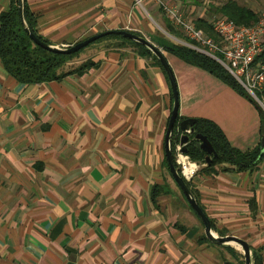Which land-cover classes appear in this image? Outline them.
Returning a JSON list of instances; mask_svg holds the SVG:
<instances>
[{
  "label": "crops",
  "instance_id": "crops-1",
  "mask_svg": "<svg viewBox=\"0 0 264 264\" xmlns=\"http://www.w3.org/2000/svg\"><path fill=\"white\" fill-rule=\"evenodd\" d=\"M8 2L0 0V10ZM24 4L36 31L56 45L109 28L156 44V30L164 29L154 0ZM161 52L174 75L177 116L212 121L239 151L257 145L260 111L253 101ZM83 57L93 64L82 72L29 83L0 63V264L231 261L227 249L201 238L168 172L163 135L172 96L165 72L132 46L94 45ZM202 166L188 187L211 230L253 240L248 244L264 264V155L251 170L222 171L218 164L209 174Z\"/></svg>",
  "mask_w": 264,
  "mask_h": 264
},
{
  "label": "trees",
  "instance_id": "trees-1",
  "mask_svg": "<svg viewBox=\"0 0 264 264\" xmlns=\"http://www.w3.org/2000/svg\"><path fill=\"white\" fill-rule=\"evenodd\" d=\"M216 10L220 13V15H225L227 18L231 19L234 23L248 24L255 21L257 18L256 11L252 10L248 6L238 3L236 0H224L219 5L216 6ZM24 14L26 21L30 29L33 31V33L38 38L46 42H49L46 38L41 36L36 31L34 27L35 20L29 13L25 4H24ZM192 22L194 23L195 26L201 27L202 29L205 30L207 34L217 39L216 34L213 32L211 28V22L206 17L196 16L195 18L192 19ZM163 27L164 30L169 34L175 35L177 37H180L182 35L181 32L178 29H176L166 18L163 20ZM133 32L140 34L136 31ZM156 33L159 34V35L158 34L155 35L156 44L157 46H160L161 49L175 54L176 56H178L179 58H181L182 60L188 63L197 65L207 70L208 72L212 73L213 75L223 80L230 86L243 92L244 95H246L251 101H253L247 95V93L236 83V81L232 78V76L215 60L206 56L203 53H200L192 49L191 47H188L182 43H179L169 38L165 33H162L160 31ZM109 37L115 38L118 42L131 43L137 48V50L140 53L150 55L155 61V63L159 65L160 68L164 71L159 60L147 48H145L142 44L134 40H131L125 36H122L120 34L108 33L92 40L91 42ZM89 43H87L86 45H88ZM118 44L119 43H115L111 45V47L121 46ZM84 46L80 47L79 49L71 53L55 52L42 48L41 46L35 44L28 37L26 32L23 30L18 17L15 0H9L7 7L0 10V63L3 66V68L7 71V73H9L11 76H13L14 78H16L21 82H25V83L40 82L49 79L60 78L67 73H71V72L78 73L84 71L88 66L93 64V61L90 58L82 59L78 62V64L74 66H69L67 68L64 66V64L67 63L73 56H75L76 53ZM256 59L264 61V41L262 42L261 52L257 55ZM259 93H262V95L264 96V88L260 92H258V95ZM253 103L255 102L253 101ZM258 109L260 111L259 135L260 137L261 136L264 137V112L259 107ZM182 119H184V117H179L176 115L173 124L171 141H170L172 156H173L174 144L178 142V137H179L177 122ZM192 127L194 133L205 137V139L208 141V143L211 145L212 149L216 153V156L213 157L209 163H205V161L203 160L205 153L199 149L197 142L195 140H190L185 144V148H186L185 153L190 157V159L194 160L197 163H204V165L201 168L202 169L201 171H203L204 173H209V174L216 173L217 169L215 168V166L218 164L222 165L221 167L222 171H241L245 169L251 170L256 166L257 163H259V161L262 159L264 155V143L262 144V146H260L258 142L257 145H255L254 147L244 151H239L237 149L232 148L228 144L227 139L220 131V129L212 121L208 119L196 118L194 120ZM185 183L188 186V181H185ZM188 208L192 211V209L189 206ZM192 213L195 215L193 211ZM195 217L197 218L196 215ZM197 220L199 221L198 218ZM208 220L210 223V227L212 229L213 226L212 221L210 219ZM219 235H223V234L219 233ZM201 238L206 240L205 236H202ZM223 248L227 249L231 253L234 260V261L225 260L223 264H243V260L241 262V260L238 259L239 253L237 252L236 249L232 248L231 246H226ZM251 248L253 250L252 264H263L262 256L260 255L259 250L253 247Z\"/></svg>",
  "mask_w": 264,
  "mask_h": 264
},
{
  "label": "built area",
  "instance_id": "built-area-1",
  "mask_svg": "<svg viewBox=\"0 0 264 264\" xmlns=\"http://www.w3.org/2000/svg\"><path fill=\"white\" fill-rule=\"evenodd\" d=\"M170 23L179 29L184 39L165 32L173 40L205 54L219 63L264 112V61L256 59L264 41V10L251 23H234L225 15L210 20L217 39L187 19L173 0H154ZM178 142L173 147V161L180 176L189 181L204 163H197L180 151Z\"/></svg>",
  "mask_w": 264,
  "mask_h": 264
},
{
  "label": "water",
  "instance_id": "water-1",
  "mask_svg": "<svg viewBox=\"0 0 264 264\" xmlns=\"http://www.w3.org/2000/svg\"><path fill=\"white\" fill-rule=\"evenodd\" d=\"M15 1H16L18 17H19L23 30L26 32L28 37L35 44L41 46L42 48L55 51V52L71 53L102 35H105L108 33H114V34H120L122 36H125L131 40H134L142 44L159 60L167 76L170 90H171V96H172L171 107H170L168 119H167L165 129H164V135H163V152H164V158L166 161V165H167V169L170 174V177L175 183V185L178 187V189L180 190L188 206L192 209V211L195 213V215L199 219L202 225L203 234L205 238L211 243L218 245L220 247L237 246L240 249L243 264H252V251L253 250L251 246L244 239L237 237L235 235H220L219 236V235H216L211 230L208 217L202 211L195 197L193 196L188 186L186 185L185 181L183 180V178L180 176V174L178 173L176 169V166L173 161V156L171 154L170 141H171V133H172L173 124H174V121L177 115V90H176V84H175V79H174L172 69L169 66L165 56L161 52V49L156 44H154L151 40L146 38L144 35L137 34L126 28H109V29L100 30V31L91 33L87 36H84L81 39H78L75 42L71 44H67V45L52 44L50 42H46L38 38L33 33V31L30 29L26 21L25 14H24V0H15ZM194 120H195L194 118H184L177 122V129L179 130L178 143L181 146L180 151L185 153L186 152L185 144L190 140H195L197 142L199 149L205 153L203 160L205 161V163H209L211 159L216 156V153L214 152L211 145L208 143V141L205 139L204 136L194 133V130L192 127ZM263 143H264V137L261 136L259 139V145L262 146Z\"/></svg>",
  "mask_w": 264,
  "mask_h": 264
},
{
  "label": "rangeland",
  "instance_id": "rangeland-1",
  "mask_svg": "<svg viewBox=\"0 0 264 264\" xmlns=\"http://www.w3.org/2000/svg\"><path fill=\"white\" fill-rule=\"evenodd\" d=\"M175 3L176 1L179 2V5L176 3V5L180 8L182 14L187 18L192 20L193 18H195L196 16H203L206 17L208 20L213 19L215 16L220 15V13L216 10V6L219 5L221 2H223L224 0H174ZM238 3L243 4L245 6H253V10H255L257 12V15L259 14V12L261 10H264V0H236ZM158 6V5H157ZM257 6V7H256ZM159 8V7H158ZM160 12L162 13L161 9L159 8ZM163 14V13H162ZM163 19L161 21V23L163 24V20L166 18L164 16V14L162 15ZM167 19V18H166ZM168 20V19H167ZM127 29V28H126ZM177 29V28H176ZM129 30V29H128ZM158 30L162 33H165L166 31L162 28V27H158ZM179 30V29H178ZM156 30V32H159ZM180 31V30H179ZM181 32V31H180ZM158 33H155V35H157ZM166 34V33H165ZM182 34V32H181ZM159 35V34H158ZM167 35V34H166ZM87 36V35H86ZM169 38L170 36L167 35ZM175 36V35H174ZM146 37V36H145ZM177 37V36H175ZM147 38V37H146ZM81 39V38H80ZM149 39V38H148ZM156 36H153L152 40L155 41L156 43ZM172 39V38H171ZM180 39H184L183 34L180 37H177V40ZM75 42V41H74ZM73 43V42H72ZM115 43H119L118 45L122 46H132L134 48H136L134 45H132L131 43L128 42H118L115 38L109 37V38H103V39H99L96 40L94 42L89 43L88 45L84 46L83 48H81L75 56H73L67 63L64 64V66L67 68L69 66H74L76 64H78V62L82 59L88 58V57H83V55H85V53L89 50V48H91L92 46L96 45V46H107V47H111V45L115 44ZM137 49V48H136ZM179 191V190H178ZM180 193V192H179ZM181 195V194H180ZM183 198V196H181ZM184 199V198H183ZM185 200V199H184ZM215 233V232H214ZM216 234V233H215ZM217 235V234H216ZM223 235H233V234H223ZM220 236V235H219ZM237 237H240L238 235H235ZM247 237V235H245ZM241 238V237H240ZM243 239V238H242ZM248 240V241H247ZM250 239H246L245 241L247 243L249 242H254L249 241ZM251 246V245H250ZM235 249L237 250L238 254V259L241 260L242 262V256H241V252L240 249L237 246H234ZM252 247V246H251ZM231 259V258H230ZM233 260V256L232 259Z\"/></svg>",
  "mask_w": 264,
  "mask_h": 264
}]
</instances>
